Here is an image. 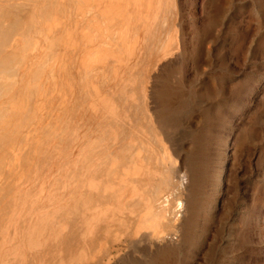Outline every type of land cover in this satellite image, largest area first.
I'll use <instances>...</instances> for the list:
<instances>
[{
  "label": "rangeland",
  "instance_id": "374dc122",
  "mask_svg": "<svg viewBox=\"0 0 264 264\" xmlns=\"http://www.w3.org/2000/svg\"><path fill=\"white\" fill-rule=\"evenodd\" d=\"M171 1V50L163 57L151 49L160 34L155 27L142 43L146 67L135 65L102 90L127 97L119 120L126 117L132 139L156 127L171 146L179 173L167 195L170 219L162 240L147 249L129 241L109 245V264H264V0H164L166 7ZM34 60L31 50L12 83L0 79L3 88L11 86L0 95V264H54L62 237L49 245L47 233L55 227L53 211L70 204L72 193L62 194L61 184L71 179L54 176L50 163L63 139L86 142L95 154L110 129L111 121L94 116L75 93L55 129L43 134L51 101L45 108L33 92ZM177 203L183 211L174 218Z\"/></svg>",
  "mask_w": 264,
  "mask_h": 264
},
{
  "label": "bare ground",
  "instance_id": "6f19581e",
  "mask_svg": "<svg viewBox=\"0 0 264 264\" xmlns=\"http://www.w3.org/2000/svg\"><path fill=\"white\" fill-rule=\"evenodd\" d=\"M167 16L172 20L175 17L172 1L166 7L164 0H0V79L5 84L12 83L17 66L33 50L34 61L39 65L38 71H33V92L39 96V105L47 108L51 101L45 112L46 127L41 128L43 134L49 135L55 129L75 93L94 116L111 121L95 154L89 152L86 142L63 143V139L54 156L59 158L50 163L54 176L63 181L71 179L60 187L63 195L72 193L73 201L53 211L55 227L50 235L47 233L49 245L56 244V234L62 237L64 250L55 257L57 264H63L65 259L72 264H109V245L129 241L136 249H147L165 235L164 225L170 219L167 195L179 173L171 146L162 141L156 127H151L144 139H132V127L126 117L119 120L120 112L128 105L127 97L115 99L112 92L102 94V90L113 87L118 80L121 83L135 65L146 67L142 43L155 27L160 38L158 35L151 49L163 57L171 50L174 33L166 24ZM141 75L146 76L145 70ZM41 76H45L46 83L42 89L37 83ZM10 88H3L0 82L2 98L4 94L8 96ZM124 88L127 91L126 85ZM137 122L134 117L133 123ZM65 130H70L69 125ZM181 210L177 203L172 217H180ZM30 260L33 263V256Z\"/></svg>",
  "mask_w": 264,
  "mask_h": 264
}]
</instances>
